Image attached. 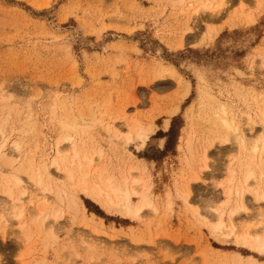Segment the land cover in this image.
I'll return each mask as SVG.
<instances>
[{
	"label": "rangeland",
	"instance_id": "rangeland-1",
	"mask_svg": "<svg viewBox=\"0 0 264 264\" xmlns=\"http://www.w3.org/2000/svg\"><path fill=\"white\" fill-rule=\"evenodd\" d=\"M208 1L220 0H0V127L11 139L7 153L20 141L24 160H51L74 114L88 129L83 138L88 151L95 143L105 152L106 164L116 167L132 157L143 166L154 198L165 203L171 195L173 205L171 213L148 215L137 225L81 197L87 213L103 219L109 234L110 227L117 229L118 238L68 224L71 214L56 205L64 211L59 226L65 228L49 249L29 213L22 229L17 220L0 213L7 221L0 225V264H233L228 252L264 262V255L238 246L235 237L227 241L208 229L216 222L215 209H228L220 185L228 183L227 166L236 153L233 144L216 142L211 148L212 123L200 121L193 127L189 111L199 98L201 74L207 87L231 104L240 130L249 138H264V127L255 116L264 109V0H229L219 15L202 12ZM196 10L200 13L193 16ZM163 69L176 76L156 81ZM3 92L34 104L14 100V118L3 123V112L13 108L12 102L5 104ZM198 109L193 114L199 121L205 112ZM30 112L35 130L26 136ZM124 112L130 125L155 127L144 150L139 140L126 146L116 137V130L129 134ZM249 115L258 122L253 133ZM192 134L200 181L194 183L187 208L180 187L191 175L186 145ZM206 149L209 170L201 171ZM27 178L22 179L33 192ZM3 201L7 199L0 195V212L9 204ZM245 205L248 215L234 219L238 233H262L264 219L259 214L264 213V203L248 193ZM130 227L142 229L143 243L132 241Z\"/></svg>",
	"mask_w": 264,
	"mask_h": 264
},
{
	"label": "bare ground",
	"instance_id": "bare-ground-1",
	"mask_svg": "<svg viewBox=\"0 0 264 264\" xmlns=\"http://www.w3.org/2000/svg\"><path fill=\"white\" fill-rule=\"evenodd\" d=\"M228 4L229 0H220L217 4L208 1L202 4V12L219 15L225 11ZM40 7L42 6L38 8ZM199 13L200 11L196 10L193 16H197ZM168 75L175 77L176 73L163 69L156 73L155 80H164ZM197 78L199 98L189 110L192 113L191 122L194 121L193 127L198 126L200 121L207 124L212 123L214 129L212 128V132L209 134L211 148L216 142L222 146L233 144L232 152L236 153L234 157H231L227 166L228 183L224 186L220 185L224 190L226 202L224 206L228 209H215L214 220L216 222L211 223L208 229L212 235L227 241L235 237L238 246L264 255V224L261 226L262 233L256 231L255 234L249 229L242 234L238 233L234 226V219L237 216L249 213L245 205L246 194H251L256 202L264 203V138L259 135L253 138L247 137V134L241 131L237 125L231 104L224 103L220 98L222 95L217 97L214 91L207 87L203 75L198 74ZM232 87L239 89V84L234 83ZM3 94L5 104L12 102L13 107L8 112H3L5 117L3 123L9 122L10 117L14 118V100H27L30 102V107L34 104L31 99H23L22 96L15 93L3 92ZM197 109L205 112L199 121V116L193 114ZM4 110L7 111V108ZM174 113H178V111ZM211 113L213 114L211 115ZM126 114L127 112L123 113L122 120L124 121L123 126L129 130V134L123 136L116 130L115 135L117 138L123 139L126 146L139 140L141 142L140 150H144L156 129L153 126L145 128L141 123L130 125ZM255 116L264 127V109L260 110L258 114L256 113ZM26 119L27 123H30V127L25 135L30 136L35 130L33 112H30V120L28 117ZM247 120L249 131L253 133L258 122L253 120L251 115L247 116ZM80 121L74 114L69 116L58 140L56 153L49 161H38L34 157L24 160L25 147L20 141L13 144V153H7V146L11 143V139L7 137V131L0 127V195L7 199V201H3L2 205L9 203L2 208L0 213L17 220L21 229L23 222L27 227L26 220L29 213V218L36 225V232L41 239L45 240L46 249L57 245L60 239L59 234L65 228L59 226L64 211L56 208V205L71 214L67 221L68 224L77 223L90 230L94 235L103 234L110 238H118L117 229L110 227L109 234L102 222L103 219L87 213L81 197L91 200L109 215L118 216L137 225L145 221L148 215L157 218L161 213L172 212V196L168 195L165 203L155 199L153 187L150 185L143 166L136 164L132 157H128L123 167H116L113 162V165L106 164L108 161L105 159V152L102 149L97 150L95 143H93L92 150L88 151L89 144L83 139L88 133V129ZM195 139L196 137L192 134L186 145L187 151L191 155L190 158H186V166L191 175L186 185L183 184L180 187V198L187 208L191 207L194 183L200 181V175L195 171L193 163L196 160ZM133 157L135 158V156ZM209 159V150L206 149L202 159L203 166L200 167L201 171L209 170ZM238 160L240 162H237ZM52 169L63 177L54 176L51 172ZM240 174H242L241 178H239ZM25 175L35 188L33 192L22 179ZM184 179L183 176L182 180ZM259 215L264 219V213L260 212ZM225 217L230 223L225 220ZM6 223L4 217L0 218V225ZM128 230L133 242L136 244L144 242L145 233L142 234L141 228L136 230L135 227H130ZM1 234L5 240V230L1 231ZM101 243L105 242L101 241ZM228 254L232 256L233 264H264L254 256L246 257L236 252H228Z\"/></svg>",
	"mask_w": 264,
	"mask_h": 264
}]
</instances>
